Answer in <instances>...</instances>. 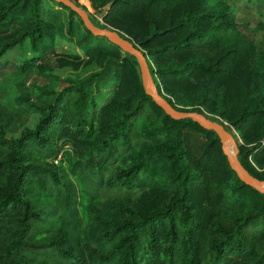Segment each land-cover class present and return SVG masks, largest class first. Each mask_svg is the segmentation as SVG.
I'll return each mask as SVG.
<instances>
[{
  "label": "trees",
  "instance_id": "trees-1",
  "mask_svg": "<svg viewBox=\"0 0 264 264\" xmlns=\"http://www.w3.org/2000/svg\"><path fill=\"white\" fill-rule=\"evenodd\" d=\"M71 1L157 58L171 98L215 106L242 164L264 158V0ZM43 263L264 264V194L76 12L0 0V264Z\"/></svg>",
  "mask_w": 264,
  "mask_h": 264
},
{
  "label": "water",
  "instance_id": "water-1",
  "mask_svg": "<svg viewBox=\"0 0 264 264\" xmlns=\"http://www.w3.org/2000/svg\"><path fill=\"white\" fill-rule=\"evenodd\" d=\"M69 7L71 10L76 12L79 17L84 22L85 26L97 36H103L111 40L113 43L118 45L123 51L131 54L138 62L142 75V83L147 95H149L153 101L163 109V111L172 117L173 119H189L193 123L207 129L213 130L217 133L224 154L227 156L231 168L236 172L240 180L246 185L255 188L260 193L264 194V181L258 180L254 177L245 164H242L237 157V149L233 144V139L231 135L225 130L220 124L209 120L204 115L195 113H180L177 111L175 103L168 102L166 99L161 97L153 88L150 76V70L147 65L146 57L143 55L142 51L137 49L135 44L129 39L125 38L121 34L117 33L114 29H99L90 20L88 14L78 7L71 0H55ZM202 105V104H201Z\"/></svg>",
  "mask_w": 264,
  "mask_h": 264
},
{
  "label": "rangeland",
  "instance_id": "rangeland-1",
  "mask_svg": "<svg viewBox=\"0 0 264 264\" xmlns=\"http://www.w3.org/2000/svg\"><path fill=\"white\" fill-rule=\"evenodd\" d=\"M91 13L93 14V12L91 11ZM109 26H111L112 29H114L117 33L120 32L122 34V36H124L125 38L129 39L130 41H132L135 45H138V42L135 40H132L131 36L129 33L127 32H122L118 29V27L116 25H112L109 24ZM139 50L142 51V53L144 52V47H140ZM146 57V61H147V65L149 67L150 70V76H151V82H152V86H154V90L164 99H166L167 101H170L175 103V101H183V103L188 105V108L186 109H181L178 108L177 106V111H179L180 113H195L198 112L202 115H204L205 117H207L209 120L216 122V121H222L226 124H228V120L226 117H219L216 107L215 106H202L201 104H194L191 100H189L188 98H180V99H173L170 96V87L168 85V83L166 82L165 78L160 75L158 72L155 71L158 60L157 58H155L152 55H145ZM35 67V65H25V66H19V65H15V67L13 68L14 71H19L20 73L27 75H30L33 68ZM7 69V68H6ZM10 70V68L8 69ZM161 79L163 80V84L160 86L157 83V80ZM160 87L164 88V91L161 92L160 94ZM7 109H9L8 107H6ZM10 112V116H12V122L11 124L14 126H17V128H20V120H18V116L14 115L13 110L9 111ZM217 123V122H216ZM235 134L237 136V140H234L233 138V144L235 145V148L237 149V146L239 143H242L243 145H245V147H247L246 143V138L237 130H235ZM249 149V148H248ZM245 166L247 167V169L252 173V174H263L264 176V158H257L254 157L249 150H247L246 153V159L244 160ZM38 260L40 262H42L41 259L38 258ZM46 264V263H43Z\"/></svg>",
  "mask_w": 264,
  "mask_h": 264
},
{
  "label": "bare ground",
  "instance_id": "bare-ground-1",
  "mask_svg": "<svg viewBox=\"0 0 264 264\" xmlns=\"http://www.w3.org/2000/svg\"><path fill=\"white\" fill-rule=\"evenodd\" d=\"M154 87V86H153Z\"/></svg>",
  "mask_w": 264,
  "mask_h": 264
}]
</instances>
